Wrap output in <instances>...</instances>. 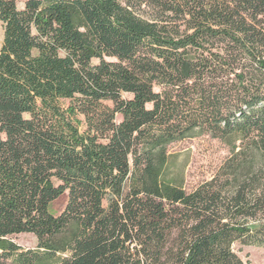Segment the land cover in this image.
<instances>
[{"label": "trees", "instance_id": "obj_1", "mask_svg": "<svg viewBox=\"0 0 264 264\" xmlns=\"http://www.w3.org/2000/svg\"><path fill=\"white\" fill-rule=\"evenodd\" d=\"M0 24V264L264 248V0H0ZM194 132L229 155L187 192L162 175Z\"/></svg>", "mask_w": 264, "mask_h": 264}, {"label": "rangeland", "instance_id": "obj_2", "mask_svg": "<svg viewBox=\"0 0 264 264\" xmlns=\"http://www.w3.org/2000/svg\"><path fill=\"white\" fill-rule=\"evenodd\" d=\"M21 6L20 4L19 7ZM2 35L0 24V47ZM167 152L169 158L162 179L166 183L182 187L187 192L210 180L229 155L226 143L199 132H194L184 141L169 145ZM66 201V194L54 201L50 205L51 213L58 215ZM14 241L25 249L33 248L36 244L32 235L16 236ZM234 250L244 264H264V248L235 245Z\"/></svg>", "mask_w": 264, "mask_h": 264}]
</instances>
